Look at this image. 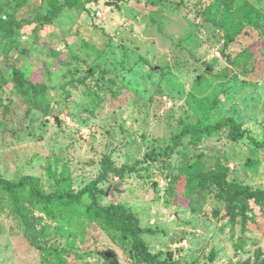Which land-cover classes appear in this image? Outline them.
Segmentation results:
<instances>
[{"label":"rangeland","instance_id":"374dc122","mask_svg":"<svg viewBox=\"0 0 264 264\" xmlns=\"http://www.w3.org/2000/svg\"><path fill=\"white\" fill-rule=\"evenodd\" d=\"M230 1L79 0L35 29L48 0H0L26 47L0 33V176L28 180L0 187V264H137L78 195L95 181L160 262L264 264V0ZM15 67L45 92L19 96ZM227 119L242 138L185 132ZM218 170L226 192L186 177Z\"/></svg>","mask_w":264,"mask_h":264},{"label":"trees","instance_id":"16d2710c","mask_svg":"<svg viewBox=\"0 0 264 264\" xmlns=\"http://www.w3.org/2000/svg\"><path fill=\"white\" fill-rule=\"evenodd\" d=\"M73 2L79 3V0H66L64 5L59 4V0H48V10L45 14H42L41 16H38L34 18L31 21V25L34 26V28L41 27V24L43 23V20L47 17H55V13L57 9H61L63 6H70L73 4ZM233 4V0L229 2V6L231 7ZM241 10H248L245 4L241 5ZM259 9H249V11L246 13L247 15L251 16L250 19H248L249 22H251L252 18L257 17ZM21 21L16 19L13 15H0V33H2L5 37L8 38L9 42V49L8 53L14 51V49L18 50H26V47L22 48V46H19L16 43L15 39V28L21 27ZM28 50V49H27ZM50 56H45L46 60H49ZM210 68V67H209ZM208 68V69H209ZM17 67L13 69V75H14V86L13 90L21 96L25 97V95H30L31 98L35 99L38 98V96L45 92V89L47 87L46 83L44 81L39 82L36 80L31 79L29 74L22 73L20 71L16 70ZM210 70V69H209ZM1 75H3L2 70L0 69V83L2 81ZM6 125V123H5ZM8 127V126H6ZM223 127H227L230 129V135L234 137V139H240L243 137V133L240 131V125L234 121L233 119H227L223 121H219L216 123H211L206 126L198 127V126H190L187 125L185 128V132L188 134H192L196 138H200V136L204 133H214L218 130H220ZM153 158H157L153 157ZM109 166H112V163L110 160H108ZM193 165V164H192ZM107 172V171H106ZM106 172L103 173L102 178L106 175ZM221 174V170L218 171H209V172H198L194 173L192 171H188L186 173V177L188 178V181L190 184L198 187H208L210 185H214L217 188L221 190V192H226L227 187L229 184H226L221 178H219ZM28 181V180H27ZM25 179L20 180H8L6 178H2L0 176V187L3 191L6 192H12L13 194H17V191L19 188L24 187L27 183ZM98 183L97 181L88 184L86 187H84L81 191H79L78 195L80 198L86 194L89 193L91 198H93L92 208L96 212L97 216L99 218H105L108 220L109 223L122 225L127 231H129V234L127 235L129 238L132 239V243L135 248V255L137 258V264H170L165 263V261H158L157 257L152 254L147 245L145 244L144 240L141 236V230L136 224L134 216L130 214H124L118 211L117 207L113 205H97V201L95 200L96 195H94L93 187L94 185ZM61 196H70L68 193H62Z\"/></svg>","mask_w":264,"mask_h":264},{"label":"water","instance_id":"95a60500","mask_svg":"<svg viewBox=\"0 0 264 264\" xmlns=\"http://www.w3.org/2000/svg\"><path fill=\"white\" fill-rule=\"evenodd\" d=\"M158 68V67H157ZM210 69V68H209Z\"/></svg>","mask_w":264,"mask_h":264}]
</instances>
